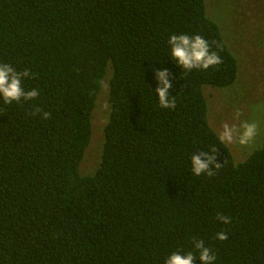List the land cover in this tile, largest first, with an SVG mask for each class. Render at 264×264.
Listing matches in <instances>:
<instances>
[{
	"label": "trees",
	"instance_id": "obj_1",
	"mask_svg": "<svg viewBox=\"0 0 264 264\" xmlns=\"http://www.w3.org/2000/svg\"><path fill=\"white\" fill-rule=\"evenodd\" d=\"M173 33L200 34L223 63L185 72ZM0 62L30 69L23 86L40 93L0 98V264H164L193 238L215 264H264V142L236 164L210 125L204 88L234 85L239 64L205 0H0ZM164 68L175 109L154 91ZM108 74L100 165L82 175ZM210 144L224 165L195 176Z\"/></svg>",
	"mask_w": 264,
	"mask_h": 264
},
{
	"label": "rangeland",
	"instance_id": "obj_2",
	"mask_svg": "<svg viewBox=\"0 0 264 264\" xmlns=\"http://www.w3.org/2000/svg\"><path fill=\"white\" fill-rule=\"evenodd\" d=\"M210 19L219 25L223 37L239 64V76L227 89L207 86L211 127L254 122L257 134L248 145L227 144L236 164L247 160L264 142V0H205ZM108 74L93 113L92 140L81 163L82 175H93L99 168L104 128L109 121ZM240 113L239 119L236 114Z\"/></svg>",
	"mask_w": 264,
	"mask_h": 264
},
{
	"label": "clouds",
	"instance_id": "obj_3",
	"mask_svg": "<svg viewBox=\"0 0 264 264\" xmlns=\"http://www.w3.org/2000/svg\"><path fill=\"white\" fill-rule=\"evenodd\" d=\"M216 43V42H213ZM168 44L170 46L171 59L182 68L185 72H191L194 69L207 70L223 63L218 52L212 51L209 42L200 34L189 35L186 33H173ZM219 49L221 45L216 43ZM158 86L155 93L158 96V102L161 108L175 109V96L170 95L172 84L169 82V76L172 75L170 70L154 69ZM29 77L34 78V74L30 69L18 71L12 64L0 62V98L5 104L13 102L20 103L35 100L39 96V91L35 88L25 90L23 81ZM32 115H39L42 120L52 118L51 112L44 111L36 107ZM240 113L236 114L239 119ZM257 134V125L254 122L241 120L239 124H229L227 122L221 125V130L217 133V139L221 144L239 143L240 145H248ZM207 151L194 152L191 155V172L195 176L207 175L211 178L217 174V170L224 165L218 161L219 151L214 144L208 145ZM217 220L225 225L232 223V218L223 213L217 214ZM216 238L220 241H226L229 236L226 231L216 233ZM192 247L195 251L184 252L177 250L172 252L166 259L164 264H195L198 258L201 264H215L216 255L211 248L206 246L203 239L193 238Z\"/></svg>",
	"mask_w": 264,
	"mask_h": 264
}]
</instances>
